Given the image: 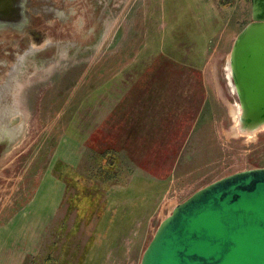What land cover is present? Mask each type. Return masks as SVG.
<instances>
[{
  "label": "rangeland",
  "instance_id": "374dc122",
  "mask_svg": "<svg viewBox=\"0 0 264 264\" xmlns=\"http://www.w3.org/2000/svg\"><path fill=\"white\" fill-rule=\"evenodd\" d=\"M159 1L169 8L173 3ZM221 1L227 19L220 28L229 30L227 45L224 50L221 43L219 53L206 58L212 103L218 108L212 120L217 142L209 153L210 164L207 157L203 167L194 166L193 173L176 181L145 183L146 190L139 192L143 197L128 199V206L119 204L120 194L132 196L126 191L128 184L118 181L122 167L107 157L106 171L90 146V88L96 62L110 57L128 62L139 55L145 8L140 0H80L79 4H88L82 5L85 17L72 27L76 30L47 35L48 47L29 58L22 70L15 100L1 106L4 119L16 116L19 125L14 140L0 153V264H28L29 252L35 264H41L47 253L51 264H76L79 258L84 264H139L159 223L176 205L222 177L264 167V127L254 136L235 128L238 101L226 71L234 38L251 21L250 1ZM188 2L176 0L175 6ZM170 13L161 15L165 23ZM185 13L179 9V14ZM202 14L196 9L195 15L185 18L199 28L205 21ZM86 24L95 25V40L86 34ZM113 24L114 31L106 38ZM111 41L114 56L108 52ZM151 58L147 56V61ZM75 175L83 188L68 180ZM103 176L112 178L102 180ZM96 194L100 199L95 216L77 220L74 201Z\"/></svg>",
  "mask_w": 264,
  "mask_h": 264
},
{
  "label": "crops",
  "instance_id": "0c3cea01",
  "mask_svg": "<svg viewBox=\"0 0 264 264\" xmlns=\"http://www.w3.org/2000/svg\"><path fill=\"white\" fill-rule=\"evenodd\" d=\"M175 2L169 8L164 1L140 0L146 25L139 55L128 62L110 57L93 68L90 146L97 160L110 157L122 167L118 181L124 180L132 195L120 194L119 204L125 206L128 199L143 197L139 192L146 190L145 183L176 181L193 173L194 166L203 167L207 157L209 165V153L217 142L212 120L218 108L212 103L206 58L219 53L221 43L226 48L229 30L220 28L226 14L220 9L221 0H189L180 8ZM179 9L187 13L179 14ZM196 9L203 11L205 20L199 28L185 18L195 15ZM169 11L165 23L161 15ZM111 27L106 38L115 25ZM113 43L108 44L112 56ZM26 256L28 264L36 263L31 252ZM41 264H51L48 253Z\"/></svg>",
  "mask_w": 264,
  "mask_h": 264
},
{
  "label": "water",
  "instance_id": "95a60500",
  "mask_svg": "<svg viewBox=\"0 0 264 264\" xmlns=\"http://www.w3.org/2000/svg\"><path fill=\"white\" fill-rule=\"evenodd\" d=\"M226 63L240 134L264 127V0ZM139 264H264V167L239 171L195 191L158 225Z\"/></svg>",
  "mask_w": 264,
  "mask_h": 264
},
{
  "label": "flooded vegetation",
  "instance_id": "af4514ba",
  "mask_svg": "<svg viewBox=\"0 0 264 264\" xmlns=\"http://www.w3.org/2000/svg\"><path fill=\"white\" fill-rule=\"evenodd\" d=\"M79 2L0 0V152L14 140L19 125L16 116L4 119L3 102L13 103L15 100L22 70L29 58L48 47L47 35L53 34V31L64 35L67 28L74 31L76 29L72 27H75V23L83 21L85 14L82 5L88 3L81 5ZM87 19L90 18L84 20ZM96 30L95 25H90L86 34L94 36L95 40Z\"/></svg>",
  "mask_w": 264,
  "mask_h": 264
},
{
  "label": "trees",
  "instance_id": "16d2710c",
  "mask_svg": "<svg viewBox=\"0 0 264 264\" xmlns=\"http://www.w3.org/2000/svg\"><path fill=\"white\" fill-rule=\"evenodd\" d=\"M102 165V167H106V171L109 170L108 166H107V157H104L103 159H101L99 161ZM71 177V179H70ZM109 178H112L111 176H108V177H105L103 176L102 180L105 179V180H108ZM69 181H72L74 182V184H77L75 185L78 189L79 188H83L82 185L79 184V180L80 178L75 175V176H69ZM95 181L92 180V184H94ZM82 191V190H81ZM80 197V196H79ZM80 198H83L82 202L78 201V199H76L74 202V207L76 208V214H77V220L78 218L81 219L83 217H85L86 219L90 218V217H94L95 214L93 213L95 209V207L97 206V203L99 202V199H100V196L98 194H96L94 197H80ZM91 198H94V199H91ZM101 210V209H100ZM98 215L101 216V211L98 210V212L96 213ZM80 258L78 261H76L77 263L76 264H80ZM54 264H57L56 262H54Z\"/></svg>",
  "mask_w": 264,
  "mask_h": 264
},
{
  "label": "bare ground",
  "instance_id": "6f19581e",
  "mask_svg": "<svg viewBox=\"0 0 264 264\" xmlns=\"http://www.w3.org/2000/svg\"><path fill=\"white\" fill-rule=\"evenodd\" d=\"M229 56V55H228ZM238 114V108L236 107L235 108V110H234V119L236 118V115ZM233 116V115H232ZM234 126H235V124H234ZM262 129V128H261ZM235 132H237V131H235ZM255 134V133H254ZM254 134H253V136H254ZM247 136V135H246Z\"/></svg>",
  "mask_w": 264,
  "mask_h": 264
}]
</instances>
